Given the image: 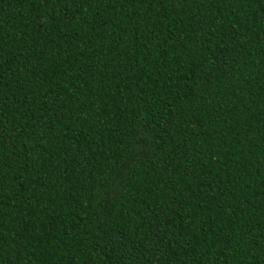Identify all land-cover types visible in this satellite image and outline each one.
<instances>
[{
  "label": "trees",
  "instance_id": "obj_1",
  "mask_svg": "<svg viewBox=\"0 0 264 264\" xmlns=\"http://www.w3.org/2000/svg\"><path fill=\"white\" fill-rule=\"evenodd\" d=\"M0 264H264V0H0Z\"/></svg>",
  "mask_w": 264,
  "mask_h": 264
}]
</instances>
